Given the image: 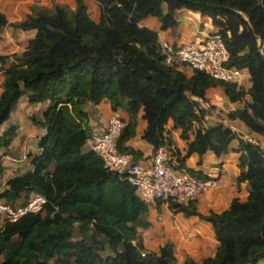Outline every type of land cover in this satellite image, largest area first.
<instances>
[{
    "label": "trees",
    "instance_id": "trees-1",
    "mask_svg": "<svg viewBox=\"0 0 264 264\" xmlns=\"http://www.w3.org/2000/svg\"><path fill=\"white\" fill-rule=\"evenodd\" d=\"M96 1L97 20L87 14L82 0H75L73 8L63 2L32 3L22 20L10 23L35 32L3 70L0 122L22 93L29 102L47 103L39 115L30 116L34 124L45 127L38 138L39 151L30 154L31 169L8 178L0 198L12 203L22 193L26 198L37 192L44 203L36 212L1 222L0 264H60L65 258L71 264H177L171 242L157 251L143 247L136 228L149 223L145 204L124 172L107 169L97 153L84 146L92 135L83 108L87 101L104 97L111 110L127 113L116 146L131 153L133 160L148 156L125 144L135 134L139 109L145 120L140 136L152 152L171 143L164 126L167 117L184 136L204 111L191 96L203 98L205 89L215 85L223 87L229 100H242L227 115L264 141V0ZM179 7L210 16L228 50L225 64L248 72L246 89L197 69L187 76L162 63L156 31L138 20L155 15L163 29L176 23L174 10ZM5 24L0 13V28ZM4 58L0 55L1 61ZM244 94L249 100L242 99ZM14 133L12 126L0 134V146H6ZM234 138L237 144L231 147ZM207 149L216 156L238 152L235 182L238 186L245 181L247 194L243 200L232 197L221 211L205 214L193 201L169 205L209 221L217 241L212 255L199 261L185 256L180 264H254L264 258V146L219 122L198 125L184 153H173L184 166L191 152L200 157ZM104 246L111 254L100 255L97 250Z\"/></svg>",
    "mask_w": 264,
    "mask_h": 264
},
{
    "label": "crops",
    "instance_id": "crops-1",
    "mask_svg": "<svg viewBox=\"0 0 264 264\" xmlns=\"http://www.w3.org/2000/svg\"><path fill=\"white\" fill-rule=\"evenodd\" d=\"M73 0H51L52 2H63L69 7L72 6ZM91 13L93 20L98 19L99 7L96 0H82ZM32 3L45 5L46 0H0V13L4 15L7 24L0 28V55L4 56V60H0V91L3 79V70L9 67L13 61L14 55H19L25 48L27 41L34 35V28L22 29L10 25V23L22 20L29 12V6ZM163 8L164 5H163ZM176 23L166 28H160V21L155 15H146L138 20L139 25L146 26L156 31L157 37L171 43L197 42L202 39L205 33L216 31V26L212 23L210 16L200 14L197 10H191L185 7H179L174 10ZM191 69L184 68L182 72L185 75L191 74ZM238 86L243 85L246 89L250 84V78L246 68H240V75L235 82ZM191 98L198 101L201 108L206 109L207 106H214L211 116L204 115V121L199 125H209L223 123L232 130L240 134L241 137L260 143L264 146L262 137L256 132L250 131L245 124L237 118L227 116L229 110L241 106L242 100H229L221 85L207 87L204 91L203 98L192 95ZM244 100H249L248 94L244 95ZM47 101L29 102L26 94H21L10 109L8 117L0 122V134L7 128L15 126V133L6 146H0V191L7 187L6 180L13 175L24 173L31 169L32 163L30 154L39 151L38 138L45 132V127L34 124L30 120L32 114L39 115L45 108ZM86 111L87 123L91 128L92 134L98 133L109 113L115 111L121 120H127V113L117 108L111 110L107 99L101 98L98 102L87 101L83 105ZM220 110L219 116L215 115ZM209 116V117H208ZM141 114H137V124L135 126V134L125 141V144L135 151H140L142 155L151 152L150 143L141 138L143 124L140 122ZM214 118L216 121H212ZM170 122L171 120L168 119ZM165 126V124H164ZM198 126V125H197ZM192 127V126H191ZM167 129L169 127L167 126ZM173 134H180L179 128H172ZM193 128L188 129L183 140L176 137L171 140L170 147L182 155L186 149V142L191 139ZM185 138V139H184ZM88 139L84 146L88 147ZM237 139H232L230 146L234 147ZM238 152L228 150L220 155H214L209 149L205 150L200 157L195 152H191L183 161L184 166L198 170L205 175L212 176L215 183L209 189L200 193L194 203L199 213L205 214L209 210L221 211L226 208L232 197H238L240 200L245 199L247 194V186L245 181H240L238 186L235 177L238 173L237 167ZM31 194L28 193L27 197ZM25 198L22 193L12 203L21 204ZM26 200V198H25ZM1 202L4 201L0 198ZM7 203V202H6ZM148 225L136 228L137 235L142 245L147 250L157 251L158 247L169 241L172 243V252L175 262L180 264L185 256L192 257L195 261L212 255L216 249L217 241L213 236V229L209 221L201 219L196 215H184L180 210L171 209L164 203H156L149 207L145 215ZM1 224V221H0ZM261 259V258H260ZM258 259L254 264H264Z\"/></svg>",
    "mask_w": 264,
    "mask_h": 264
},
{
    "label": "built area",
    "instance_id": "built-area-1",
    "mask_svg": "<svg viewBox=\"0 0 264 264\" xmlns=\"http://www.w3.org/2000/svg\"><path fill=\"white\" fill-rule=\"evenodd\" d=\"M156 46L162 63L175 69H197L224 81L236 82L240 75V68L225 64L228 50L216 31L205 33L197 42L171 43L157 37ZM122 126L118 113L110 112L102 129L89 137L87 145L107 169L125 173L146 208L158 202L168 207L186 205L214 185L212 176L195 175L180 166L170 145H159L147 157L133 160L131 153L119 151L116 146ZM43 203L44 197L37 192H31L24 204L12 206L0 201L1 222L14 220L25 212H36Z\"/></svg>",
    "mask_w": 264,
    "mask_h": 264
},
{
    "label": "rangeland",
    "instance_id": "rangeland-1",
    "mask_svg": "<svg viewBox=\"0 0 264 264\" xmlns=\"http://www.w3.org/2000/svg\"><path fill=\"white\" fill-rule=\"evenodd\" d=\"M51 0H46V4L45 5H51V3H49ZM75 0H73L72 1V6H74L75 5V2H74ZM86 7V6H85ZM86 12H87V14L90 16L91 15V13L89 12V10H88V8L86 7ZM91 17V16H90ZM240 87H242V89H243V85L242 84H240ZM23 94V93H22ZM24 94H26V93H24ZM245 95V94H244ZM244 95H243V97H242V99H244ZM203 109V108H202ZM209 109L210 110H214L215 109V107L214 106H211V105H209V106H207L206 107V109H203L204 111H203V114H202V116L200 117V120L199 121H195L193 124H192V127L190 128V129H192L193 128V130L197 127V125H199L200 123H202L203 121H204V115L206 114V112L208 113V115H210L211 116V111H209ZM138 112H140V114H141V110L139 109L138 110ZM220 110L218 109L216 112H215V115H217V116H219V118L222 116L220 113ZM228 116V115H227ZM209 117V116H208ZM229 117V116H228ZM87 118V117H86ZM231 118V117H230ZM107 119V118H106ZM169 119V117H167V119H166V121H165V127L167 128V126L169 127V137H170V139H173V138H175L176 136L178 137V138H180L181 140H183V137L184 136H182V135H180V134H173V132H172V127H171V122L168 120ZM212 121H216V120H214V118H210ZM140 122H141V125L143 124V128H144V126H145V120L143 119V118H140ZM105 124V123H104ZM177 137H176V140H178L177 139ZM185 139V138H184ZM173 148V147H172ZM176 151H178V150H176ZM28 199V197H26V200ZM239 199V198H238ZM25 200V201H26ZM9 205H15V204H13V203H11V202H7ZM19 204V203H18ZM17 205V204H16ZM149 208H147V210H148ZM147 212V211H146ZM0 221H1V219H0ZM99 253H100V255H102V256H104V255H107V254H111V251L107 248V246H104L103 248L102 247H99L98 248V250H97ZM3 259V257H2V255H0V262H1V260ZM66 259V258H65ZM65 259H62L61 261H60V264H71V263H69L67 260H65ZM264 261V258L262 257L260 260H259V262H263Z\"/></svg>",
    "mask_w": 264,
    "mask_h": 264
}]
</instances>
